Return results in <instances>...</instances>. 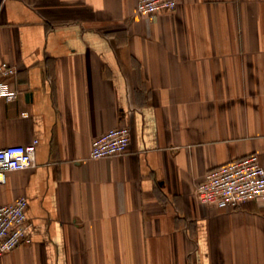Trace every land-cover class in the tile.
Listing matches in <instances>:
<instances>
[{
	"label": "crops",
	"instance_id": "obj_1",
	"mask_svg": "<svg viewBox=\"0 0 264 264\" xmlns=\"http://www.w3.org/2000/svg\"><path fill=\"white\" fill-rule=\"evenodd\" d=\"M0 147L35 144L0 184L28 199L26 242L0 264H264V200L201 203L207 171L264 166V0H0ZM27 112V115H23ZM127 125L126 153L92 139Z\"/></svg>",
	"mask_w": 264,
	"mask_h": 264
},
{
	"label": "built area",
	"instance_id": "obj_2",
	"mask_svg": "<svg viewBox=\"0 0 264 264\" xmlns=\"http://www.w3.org/2000/svg\"><path fill=\"white\" fill-rule=\"evenodd\" d=\"M178 0H138V11L151 18L162 11H171ZM17 72L13 63L0 61V95L7 101L20 97L9 78ZM27 115V112H23ZM131 141L127 125L108 129L94 137L90 157L94 159L122 155ZM35 144H12L0 147V184L7 180L12 170H22L34 164ZM199 201L218 208H236L249 200H264V166L256 152L210 168L205 179L196 186ZM28 199L19 196L0 206V256L29 240L27 228Z\"/></svg>",
	"mask_w": 264,
	"mask_h": 264
}]
</instances>
